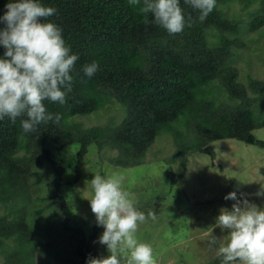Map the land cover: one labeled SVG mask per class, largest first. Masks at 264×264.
I'll return each mask as SVG.
<instances>
[{
	"label": "trees",
	"instance_id": "trees-1",
	"mask_svg": "<svg viewBox=\"0 0 264 264\" xmlns=\"http://www.w3.org/2000/svg\"><path fill=\"white\" fill-rule=\"evenodd\" d=\"M7 2L0 0V15ZM230 2L240 4V10L252 4L256 8L246 10L245 19L228 16L222 8ZM41 3L56 9L48 19L61 28L78 60L65 104L44 101L49 112L60 114L58 122H42L25 133L20 121L26 117L0 119V264H34L38 248L53 245L36 238L28 215L55 207L62 214V232L74 241L71 263L87 264L94 257L82 229L69 225L70 211L60 192L79 178L84 156L91 152L106 167L131 168L145 164L155 139L167 132L173 149L161 161H178L180 170L171 173L172 184L182 175L186 154L214 157L212 141L234 139L264 147V140L252 134L264 127V113L253 109L264 100V80L246 76L242 83L233 64L235 49L245 46L240 35L264 26V0H216L202 22L199 11L180 0L185 19L190 16L193 23L178 34L156 25L151 14L145 24L128 0ZM3 52L0 46V57ZM92 62L98 70L87 77L82 68ZM108 102L118 104L119 117L108 115L106 122L85 127L81 120ZM49 144L56 151L74 147L69 180L66 165L50 153ZM92 228L94 232L97 226Z\"/></svg>",
	"mask_w": 264,
	"mask_h": 264
},
{
	"label": "rangeland",
	"instance_id": "rangeland-1",
	"mask_svg": "<svg viewBox=\"0 0 264 264\" xmlns=\"http://www.w3.org/2000/svg\"><path fill=\"white\" fill-rule=\"evenodd\" d=\"M254 8L256 5L252 4L240 10V4L230 2L222 10L228 16L234 14L245 19V11ZM240 38L245 46L235 49L233 61L238 79L242 83H245L246 76L264 80V26L255 32L245 31ZM105 105L88 118H81L83 125L88 127L102 124L112 115L115 119L119 117L121 111L117 103L108 102ZM253 109L262 115L264 100L255 103ZM252 134L264 140V127L254 129ZM209 145L214 157L210 159L208 155L199 152L186 154L182 175L172 184L169 182L171 173L176 176L180 170L176 169L178 161L170 164L161 161L173 149L167 132L155 139L144 157L145 164L131 168L106 167L107 162L98 163L94 152L87 154L79 178L60 190L70 211L69 225L82 229L92 246L90 250L94 257L108 255L106 245L98 242L104 229L97 225L87 200L91 198L92 192L89 181L95 174H118L137 210L147 217L143 223L138 224L136 235L140 241L152 247L157 264L206 263L218 252L222 243L210 245L211 237L220 241L228 234L227 229L221 230L216 226V218L221 208L230 210L236 202L224 198L229 192H236L237 199L243 197L264 208V195H256L264 187V147L234 139L215 140ZM67 148L71 154L69 150H64ZM47 149L56 160L66 165L64 177L69 180L74 147L68 145L56 151L49 144ZM31 206L36 207V202ZM56 208L44 210L36 216L28 215L30 227L37 233L36 238L41 242H53V245L38 248L33 256L34 264H72L71 260L75 258L74 241L69 237V232H62V214ZM149 212L155 214L154 220L148 216ZM94 226L97 228L93 232Z\"/></svg>",
	"mask_w": 264,
	"mask_h": 264
},
{
	"label": "clouds",
	"instance_id": "clouds-1",
	"mask_svg": "<svg viewBox=\"0 0 264 264\" xmlns=\"http://www.w3.org/2000/svg\"><path fill=\"white\" fill-rule=\"evenodd\" d=\"M137 9L143 22L148 24L149 14L156 25L169 34L181 33L192 26V18L185 19L180 0H128ZM199 11L202 22L216 7V0H184ZM0 15V119L15 122L18 117L25 133L33 132L42 122L60 120V114L47 110L44 101L65 104L72 90L74 70L78 56L70 53L62 30L48 18L56 13L53 7L41 0H8ZM98 64L83 66L85 76L92 77ZM91 187V212L103 233L98 242L106 245L108 255L90 257L87 264H157L152 247L136 235L138 224L146 220L135 207L130 193L123 188L118 174L93 175ZM264 195V187L256 193ZM226 200L236 201L231 209L221 208L216 226L228 230L220 241L211 237L209 244L220 243L215 256L221 264H264V208L229 192ZM148 216L156 218L152 212ZM210 260V259H209ZM207 263V262H206ZM205 264V263H204Z\"/></svg>",
	"mask_w": 264,
	"mask_h": 264
},
{
	"label": "water",
	"instance_id": "water-1",
	"mask_svg": "<svg viewBox=\"0 0 264 264\" xmlns=\"http://www.w3.org/2000/svg\"><path fill=\"white\" fill-rule=\"evenodd\" d=\"M222 255L221 256H213L206 264H221Z\"/></svg>",
	"mask_w": 264,
	"mask_h": 264
},
{
	"label": "flooded vegetation",
	"instance_id": "flooded-vegetation-1",
	"mask_svg": "<svg viewBox=\"0 0 264 264\" xmlns=\"http://www.w3.org/2000/svg\"><path fill=\"white\" fill-rule=\"evenodd\" d=\"M216 254H217V253H216ZM216 254H215V255H216ZM213 256H214V255H213ZM213 256H212V257H213ZM212 257H211V258H212ZM211 258H210V259H211ZM207 262H208V261H207ZM205 264H206V263H205Z\"/></svg>",
	"mask_w": 264,
	"mask_h": 264
}]
</instances>
